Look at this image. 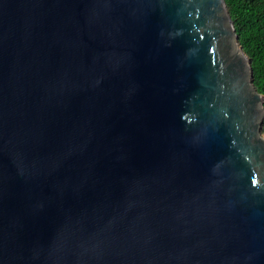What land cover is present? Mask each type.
<instances>
[{
	"label": "water",
	"instance_id": "obj_1",
	"mask_svg": "<svg viewBox=\"0 0 264 264\" xmlns=\"http://www.w3.org/2000/svg\"><path fill=\"white\" fill-rule=\"evenodd\" d=\"M224 0H0V264H264V98Z\"/></svg>",
	"mask_w": 264,
	"mask_h": 264
},
{
	"label": "trees",
	"instance_id": "obj_2",
	"mask_svg": "<svg viewBox=\"0 0 264 264\" xmlns=\"http://www.w3.org/2000/svg\"><path fill=\"white\" fill-rule=\"evenodd\" d=\"M224 2L238 36L239 45L251 61L252 85L264 98V0ZM261 132L264 135V121Z\"/></svg>",
	"mask_w": 264,
	"mask_h": 264
},
{
	"label": "rangeland",
	"instance_id": "obj_3",
	"mask_svg": "<svg viewBox=\"0 0 264 264\" xmlns=\"http://www.w3.org/2000/svg\"><path fill=\"white\" fill-rule=\"evenodd\" d=\"M262 134V133H261ZM262 137H264V135H262Z\"/></svg>",
	"mask_w": 264,
	"mask_h": 264
}]
</instances>
